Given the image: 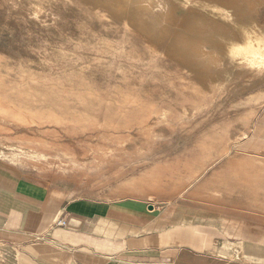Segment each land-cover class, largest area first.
I'll list each match as a JSON object with an SVG mask.
<instances>
[{
  "label": "rangeland",
  "instance_id": "1",
  "mask_svg": "<svg viewBox=\"0 0 264 264\" xmlns=\"http://www.w3.org/2000/svg\"><path fill=\"white\" fill-rule=\"evenodd\" d=\"M79 1L0 0V76L41 82L52 100L29 107L64 115L56 122L0 113L4 163L61 198L173 202L188 216L197 202L248 196L247 184L264 181V101H247L264 81L231 79L184 111L192 103L175 65ZM130 95L138 104L125 102Z\"/></svg>",
  "mask_w": 264,
  "mask_h": 264
},
{
  "label": "crops",
  "instance_id": "2",
  "mask_svg": "<svg viewBox=\"0 0 264 264\" xmlns=\"http://www.w3.org/2000/svg\"><path fill=\"white\" fill-rule=\"evenodd\" d=\"M247 188L188 216L173 202L61 198L0 159V264H264V181Z\"/></svg>",
  "mask_w": 264,
  "mask_h": 264
},
{
  "label": "bare ground",
  "instance_id": "3",
  "mask_svg": "<svg viewBox=\"0 0 264 264\" xmlns=\"http://www.w3.org/2000/svg\"><path fill=\"white\" fill-rule=\"evenodd\" d=\"M79 2L93 10L102 11L105 16L119 19L145 40L148 49L159 56L163 65H175L176 70L183 75L182 91L189 97V101L185 103H192L191 108L190 104H184L182 106L184 111L199 108V104H196L198 100L210 96L216 87L231 86L232 83L229 84L231 79L244 76L252 87L264 81V75L233 65L228 62L226 55L227 46L231 42H242V30L264 31V0ZM221 64L223 67H220ZM40 84L41 82L36 80L31 84L23 81L6 83L0 76V113L17 120L34 117L53 119L56 122L64 120L63 114H56L50 109L29 107L35 104L43 106L52 100L50 92L40 90ZM45 86L49 90L53 88L49 83ZM247 101L256 104L264 101V87L250 95ZM125 102L129 105L138 104L133 95L125 99ZM83 115L84 112H78L73 116L79 119ZM160 118L166 119L165 110L160 114ZM140 181L131 178L127 183L137 185ZM146 181L151 179L146 178Z\"/></svg>",
  "mask_w": 264,
  "mask_h": 264
},
{
  "label": "clouds",
  "instance_id": "4",
  "mask_svg": "<svg viewBox=\"0 0 264 264\" xmlns=\"http://www.w3.org/2000/svg\"><path fill=\"white\" fill-rule=\"evenodd\" d=\"M242 42H231L226 49L228 62L264 75V31L242 30ZM220 67H223L221 64Z\"/></svg>",
  "mask_w": 264,
  "mask_h": 264
},
{
  "label": "built area",
  "instance_id": "5",
  "mask_svg": "<svg viewBox=\"0 0 264 264\" xmlns=\"http://www.w3.org/2000/svg\"><path fill=\"white\" fill-rule=\"evenodd\" d=\"M61 223H63V222H61Z\"/></svg>",
  "mask_w": 264,
  "mask_h": 264
}]
</instances>
